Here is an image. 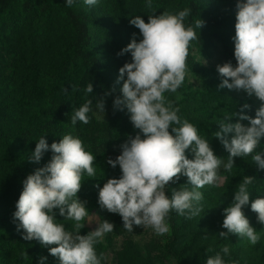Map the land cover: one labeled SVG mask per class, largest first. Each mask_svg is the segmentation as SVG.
<instances>
[{
  "label": "clouds",
  "instance_id": "1",
  "mask_svg": "<svg viewBox=\"0 0 264 264\" xmlns=\"http://www.w3.org/2000/svg\"><path fill=\"white\" fill-rule=\"evenodd\" d=\"M75 2L65 0L67 7H72ZM98 2L84 0L89 7ZM146 7L152 10L148 22L139 15L129 21L139 29L142 39L137 42L133 33L131 42L117 53L118 56L130 53L131 62L119 69L116 83L123 81L122 96L113 101L114 111L126 109L131 123L139 131L120 145V155L107 160L112 168L119 165L122 174L120 178L108 179L99 189L98 203L101 209L119 214L126 231L134 232L136 226L151 228L155 235L164 236L170 231L167 223L170 212L175 211L186 219L200 215L203 211L200 189L206 185L220 186L223 180L219 175L221 165L231 172L234 158L255 153L252 160L259 169H264V152L256 151L264 138V0H237L233 37L237 65L234 67L229 61L216 66L222 78L219 89L243 91L261 101L255 118L244 114L243 109L250 108L244 104L240 112L225 114L217 121L219 130L213 136L228 153L226 163L214 153L210 142L198 134V128L181 118L180 108L165 96V93H176L185 81L189 47L197 39L195 29L200 30L205 22L199 19L194 27L186 25L190 8L176 14L164 11L155 15L152 0H147ZM84 91L93 93L91 82ZM112 91H115L114 86ZM92 106V99H87L75 109L70 117L71 124L75 126L78 121L88 124ZM95 108L104 113L103 98ZM237 116L239 120L249 121V126L230 122ZM230 133L233 134L231 138ZM49 150L53 153L51 160L23 181V191L13 214L14 220L19 221L17 231L23 229L25 241L36 240L48 247L50 255L56 257L59 264H101L105 256L104 253L97 255L95 245L102 243L105 235L114 231L115 225L104 219L95 230L81 235L80 231L85 227L83 221L89 212L86 202L77 195L83 175L96 176L93 166L96 157L85 149L80 138L66 134L51 145L45 136L40 137L29 160L38 163ZM186 151L194 158L189 159ZM181 175L187 177V183L178 190L173 189L169 198L165 189ZM255 179L244 176L238 184L232 204L223 210L222 227L227 231L219 232L220 238L235 234L252 246L260 241V233L250 225L243 212L249 204V186ZM56 209L64 220L73 221L71 231L57 222ZM251 210L257 214L258 223L264 225V198L255 199ZM221 253L230 255L229 247L223 246L215 256H209L206 264H226ZM20 256L27 258L28 255L21 252ZM45 260L46 257H41L39 264H44Z\"/></svg>",
  "mask_w": 264,
  "mask_h": 264
},
{
  "label": "rangeland",
  "instance_id": "2",
  "mask_svg": "<svg viewBox=\"0 0 264 264\" xmlns=\"http://www.w3.org/2000/svg\"><path fill=\"white\" fill-rule=\"evenodd\" d=\"M84 1V0H81ZM202 4V9L207 16L223 19L229 26L227 32H222L234 53L235 23H236V3L237 0H198ZM56 2V1H55ZM147 0H127L126 10L123 12L113 8H103L98 4L87 6L84 2L78 6L81 11L88 12L94 25L92 32L97 43L102 39L104 32L108 34L111 40L117 42L125 48L136 34L137 42L140 37L137 28L129 23L130 19L136 14L146 9ZM198 34L202 29H195ZM71 33L67 24L59 20L53 25V28L47 27L39 38L33 43V31L27 27L20 33L19 38L11 42V46L0 44V131L11 133L23 119H29L36 105L33 97V61H37L40 69H46L51 64H59L61 53L65 46L71 42ZM203 37H208L204 34ZM203 49L198 50L195 44H190L189 55L187 57V76L182 86L176 93H165L167 99L173 101L174 105L180 108L179 115L185 113L191 118L199 121L196 125L198 134L210 142L214 153L222 160H227L228 153L224 149L219 139L215 138L213 128L217 121L225 114H231L234 111L240 112L244 104L250 105L253 113L259 108L261 101L254 95L249 97L245 92L219 89L218 85L222 78L217 72L216 66L229 62L223 56V46L217 43L215 46L205 41ZM130 54V53H128ZM131 55V54H130ZM204 60L206 63H203ZM235 67L236 65L232 63ZM99 117L104 113L97 111ZM238 117V116H237ZM237 117H233L230 122L236 123ZM217 127H219L217 125ZM139 130L133 128L128 132L120 133L117 136L115 145L106 153V159L100 165L94 163L96 176L88 177L85 173L82 178V187L78 192V198L86 202L85 206L89 212L88 218L83 223L85 227L81 229L80 234L86 235L95 230L99 223L104 219L109 221L113 214L106 209H101L99 204L93 202L92 191L96 183H106L110 178H120L121 170L119 165L112 168L107 163L109 158L115 159L121 153L120 145L125 142L128 136H135ZM233 134H229L231 138ZM257 152H264V138H261ZM32 152H25L27 161L30 162L33 173L36 169L44 167L51 157H42L37 162H32L29 157ZM240 158L244 161L252 160V155ZM189 159H193V154L186 151ZM219 175L223 177L219 187L206 185L200 189L203 194V211L199 216L192 219H186L175 211L170 212L167 223L170 226L169 233L164 236H157L151 228L134 226V232H117L114 230L105 235L102 243L95 245L97 255L104 253L105 259L101 264H179L178 261L169 256L167 248L172 230L176 227L182 230L181 238L177 247L184 243H190L189 251L185 257L186 264H206L209 256H215L220 252L221 245L217 243L219 232L222 230L220 223L224 216L223 210L229 207L234 200V192L238 189V184L242 182L243 177L240 174H229L224 170L223 165L219 169ZM9 176L0 168V188L6 189L10 185ZM187 183V177L180 176L175 183H169L165 189L166 195L171 198L172 190L179 189L181 185ZM190 187V186H188ZM4 208L2 218L5 219L10 231H17L19 221L14 220L15 205L8 204L4 198ZM56 219L58 223L65 225L66 230L71 231L73 221L64 220L59 216L58 209ZM250 225L260 233L261 239L252 246L248 242L235 234H229L225 240H230V255L223 256L226 264L235 261L238 264H264V225L258 223L257 215L249 218ZM21 229L19 232H22ZM205 237H207L205 239ZM211 248L212 251H207ZM47 263L59 264L56 257L47 253Z\"/></svg>",
  "mask_w": 264,
  "mask_h": 264
},
{
  "label": "trees",
  "instance_id": "3",
  "mask_svg": "<svg viewBox=\"0 0 264 264\" xmlns=\"http://www.w3.org/2000/svg\"><path fill=\"white\" fill-rule=\"evenodd\" d=\"M56 1V2H55ZM84 1L76 0L72 7H67L65 0H0V44L11 46V42L19 38L20 33L27 27L33 31V43L46 32L47 27L53 28L59 20L64 21L71 33V42L62 50L59 64H51L46 69H40L37 61H33V97L37 101L34 113L29 119H23L11 133L0 131V168L10 178V185L6 189L0 188V264H39L41 257H46L48 247L42 246L38 241H25L22 237L24 231H10L7 222L2 218L4 198L6 205H15L23 191V181L28 175L33 174L30 162L27 161L25 152H34L37 141L45 136L48 144L59 142L66 134L80 138L87 151L95 157V164L100 165L106 159V153L115 145L120 133L128 132L134 128L130 121V114L124 111H114L113 101L117 96H122L120 89L123 81L116 83L119 69L131 62V55L125 53L118 56L123 47L110 39L104 32L99 43L96 42L92 28L94 20L85 11L78 9ZM127 0H99L102 8L113 7L121 12L126 10ZM155 15L169 11L173 14L185 8H190V16L186 25L195 26L196 20H203L202 33L198 34L195 44L198 50L203 49L205 41L212 45L220 43L223 46V56L226 60L237 65L231 46L222 32L229 30L228 24L223 19L207 16L202 4L198 0H152ZM152 10L146 7L137 15L148 22V15ZM235 30V29H234ZM139 32V29H137ZM140 34V32H139ZM206 34L208 37H203ZM142 36L138 37V40ZM126 78V77H125ZM91 82L93 93H85L84 89ZM113 86L115 91H112ZM65 89L67 90L65 92ZM107 93V95H106ZM103 98L105 103L104 115L99 117L95 104ZM87 99H92L93 110L89 113L90 122L83 124L77 122L73 126L70 122L72 112L81 106ZM252 109V108H250ZM244 114L255 118L251 110L243 111ZM181 118H186L194 126L199 121L182 113ZM245 126L249 121L239 120ZM219 130L217 125H213ZM49 150L44 157H52ZM224 163L227 160H223ZM229 174H240L256 177L255 182L249 186V204L243 208L248 218L257 215L251 210V203L257 198H264V169H259L253 160L244 161L234 158V166ZM103 182L96 183L92 191L93 202L98 203L99 189ZM224 216L221 219V231ZM109 221L115 225L114 230L123 232L122 218L119 214H112ZM220 231V232H221ZM182 230L176 227L172 230L167 253L175 258L179 264H186L185 257L189 251L190 243L181 247L177 244L181 238ZM217 243L231 248L230 240L218 238ZM221 250V249H220ZM21 252L27 253V258L20 256Z\"/></svg>",
  "mask_w": 264,
  "mask_h": 264
}]
</instances>
